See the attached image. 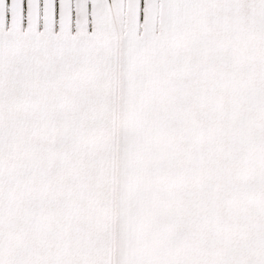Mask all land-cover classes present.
Masks as SVG:
<instances>
[{
  "label": "snow or ice",
  "instance_id": "snow-or-ice-1",
  "mask_svg": "<svg viewBox=\"0 0 264 264\" xmlns=\"http://www.w3.org/2000/svg\"><path fill=\"white\" fill-rule=\"evenodd\" d=\"M123 63L0 82V264H264V0H159Z\"/></svg>",
  "mask_w": 264,
  "mask_h": 264
},
{
  "label": "crops",
  "instance_id": "crops-1",
  "mask_svg": "<svg viewBox=\"0 0 264 264\" xmlns=\"http://www.w3.org/2000/svg\"><path fill=\"white\" fill-rule=\"evenodd\" d=\"M4 1L0 82L40 84L125 62L145 45V29L151 28L159 2L124 0L119 8L124 26L116 31L102 21L100 0H90L92 12L87 14L83 0Z\"/></svg>",
  "mask_w": 264,
  "mask_h": 264
},
{
  "label": "rangeland",
  "instance_id": "rangeland-1",
  "mask_svg": "<svg viewBox=\"0 0 264 264\" xmlns=\"http://www.w3.org/2000/svg\"><path fill=\"white\" fill-rule=\"evenodd\" d=\"M76 1H78V0H76ZM123 1L124 0H100V6H101L100 7V14H101V17L103 18V19L101 18L102 21L105 20L106 22H108L109 25L113 29H115L116 31L121 30L122 29V27H121L122 25L124 26L123 22H124V19H125V15L123 14L122 15V18H121V15L119 13L120 4ZM124 2H127V0H125ZM134 2H135V0H134ZM83 3L84 4L87 3V5H86L87 6V9L84 11L85 14L91 13L92 10H91V8L89 9V7H90V0H83ZM124 5H125V3H124ZM126 6H127V4H126ZM3 14H4V12L2 11L1 16ZM93 19L94 18L91 17V21ZM0 20H4V18H0ZM95 21H97V20H95Z\"/></svg>",
  "mask_w": 264,
  "mask_h": 264
}]
</instances>
